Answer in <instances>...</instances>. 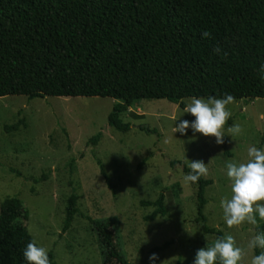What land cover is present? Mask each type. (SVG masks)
<instances>
[{"label":"rangeland","instance_id":"374dc122","mask_svg":"<svg viewBox=\"0 0 264 264\" xmlns=\"http://www.w3.org/2000/svg\"><path fill=\"white\" fill-rule=\"evenodd\" d=\"M118 102L101 97H0V208L5 199L19 198L29 214L21 222L38 245L54 253L56 264H104L105 249L91 220L113 224L129 264H151L152 253L159 257L155 264H193L196 251L212 246L218 237L207 234L204 223L197 221L198 186L183 182L184 166L210 161L204 176L213 182L205 193L207 225L232 235L245 253L238 264H251L260 249L250 250L248 242L264 231V221L257 217L258 227L243 223L228 228L220 201L232 195L225 162H247L249 147L264 148V99L228 106L232 115L225 130L239 123L244 131L235 140L226 135L222 145L200 133L190 140L191 129L186 135L174 133L181 120L195 117L168 100L137 101L121 115L130 130L119 132L108 123ZM99 133L103 136L94 146L90 140ZM73 194L78 196V213L64 231ZM161 195L166 215L147 220L157 207L145 203Z\"/></svg>","mask_w":264,"mask_h":264},{"label":"trees","instance_id":"16d2710c","mask_svg":"<svg viewBox=\"0 0 264 264\" xmlns=\"http://www.w3.org/2000/svg\"><path fill=\"white\" fill-rule=\"evenodd\" d=\"M205 30L210 38L201 37ZM216 45L220 54L213 51ZM261 63L264 0H0V97L113 98L119 102L108 123L123 133L131 125L121 115L140 100H168L183 108L192 96L264 99ZM102 136L91 143L98 145ZM212 184L204 176L197 182V221L219 238L223 232L210 228L204 214ZM164 200L161 195L145 203L157 207L147 220L166 215ZM77 202L73 194L64 231L78 213ZM28 218L19 198L1 204L0 264H28L23 251L35 240L21 222ZM91 222L105 249L104 264H129L113 224ZM48 255L56 264L54 253Z\"/></svg>","mask_w":264,"mask_h":264},{"label":"clouds","instance_id":"9594fccd","mask_svg":"<svg viewBox=\"0 0 264 264\" xmlns=\"http://www.w3.org/2000/svg\"><path fill=\"white\" fill-rule=\"evenodd\" d=\"M202 38H210V31H203ZM216 54L222 49L219 45L213 48ZM227 56V53H224ZM258 73L260 79L264 80V63H261ZM235 98L230 94L223 97L209 95L205 97L192 96L189 102L184 104L183 112L191 114L193 121L181 120L173 132L186 135L191 129L194 140L195 134L200 133L204 137H215L218 145L225 143V136H231L233 140L240 135L244 129L239 123L225 126L231 118V111L228 109ZM222 154V153H220ZM247 162L237 163L234 160H227L226 175L231 181V198L224 197L220 201L223 211V219L228 228L240 226L243 223L258 227V219L264 221V148L251 146L248 148ZM189 161V160H188ZM210 162V161H209ZM203 160L189 161L190 171L183 175L185 184H196L202 176L209 174L208 164ZM206 238V237H205ZM250 250L260 249L258 255H253L251 264H264V231L256 232L248 242ZM244 250L237 245L232 235L217 238L213 245L201 247L195 253L193 264H238L244 256ZM24 259L28 264H50L48 250L37 244L35 240L30 241L23 251ZM159 259L156 253L149 256L151 264ZM160 264H165L161 261Z\"/></svg>","mask_w":264,"mask_h":264}]
</instances>
